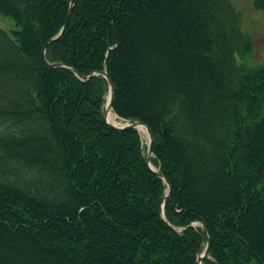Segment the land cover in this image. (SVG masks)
<instances>
[{"label":"trees","instance_id":"obj_1","mask_svg":"<svg viewBox=\"0 0 264 264\" xmlns=\"http://www.w3.org/2000/svg\"><path fill=\"white\" fill-rule=\"evenodd\" d=\"M0 16L16 28L0 29V264H196L207 239L202 264H264V65L237 64L251 43L228 0H0ZM101 72L165 182L136 130L103 121L106 80H82Z\"/></svg>","mask_w":264,"mask_h":264},{"label":"rangeland","instance_id":"obj_2","mask_svg":"<svg viewBox=\"0 0 264 264\" xmlns=\"http://www.w3.org/2000/svg\"><path fill=\"white\" fill-rule=\"evenodd\" d=\"M228 1L232 5L236 14L238 15V24L241 32L246 36H248L251 43L250 51L246 54V57L236 56L237 64L244 70H246L247 68H255V67L263 66L264 65V11H257L253 8L254 0H228ZM0 29H2L7 33L16 30L14 22L2 16H0ZM131 66L133 69L134 67L133 64ZM107 98H108V92L105 97L104 105H106L107 103ZM117 118L122 123L120 126L129 123L128 121H124L119 117ZM139 135L141 137L143 144V152L147 154V145H148L147 135H143L141 133H139Z\"/></svg>","mask_w":264,"mask_h":264},{"label":"water","instance_id":"obj_3","mask_svg":"<svg viewBox=\"0 0 264 264\" xmlns=\"http://www.w3.org/2000/svg\"><path fill=\"white\" fill-rule=\"evenodd\" d=\"M72 6H73V4L70 5V7H72ZM67 25H68V16H67L65 24L63 25V27L60 30L59 34L55 38L50 40L46 44V46L48 44H51L55 40H57L63 34V32L65 31ZM47 66L48 67H52V68L61 67L60 64H53V65L47 64ZM95 76H102L106 80L107 85H108V98H107V103H106L105 109H104L103 121L106 123V125L109 128H111L112 130H115V131H123L125 129H134V130H136L138 132V127L139 126L145 127L146 133H147V138H148L147 154H146V158H145V164H146V166L148 167V169L152 173H154L158 178H160L163 182H165V179H164L163 175L160 172H158V170L154 169L152 167V165H151V159L153 158V152H152L153 137H152L150 129L145 124H143L141 122H129V123H126V124H124L122 126H117V125H114V124L110 123L107 120V115H108L109 111H112V104H113V99H114V87H113L109 77L107 76L106 72L93 73V74H91V75H89L87 77H82V80H88V79H90L92 77H95ZM161 217L164 218L163 212H161ZM203 232H204L205 236L207 237L206 230L204 228H203ZM208 245H209V241L207 239L206 240V247H205L204 251L202 252V254L198 255L197 260H196V264H202L203 259L208 256V253H209Z\"/></svg>","mask_w":264,"mask_h":264},{"label":"bare ground","instance_id":"obj_4","mask_svg":"<svg viewBox=\"0 0 264 264\" xmlns=\"http://www.w3.org/2000/svg\"><path fill=\"white\" fill-rule=\"evenodd\" d=\"M107 120L117 126H120L122 123L120 122V120L117 118V116L113 113V111H109L108 115H107ZM138 131L139 133L143 134V135H147L146 133V129L143 126H139L138 127ZM153 167V166H152ZM154 168V167H153Z\"/></svg>","mask_w":264,"mask_h":264}]
</instances>
